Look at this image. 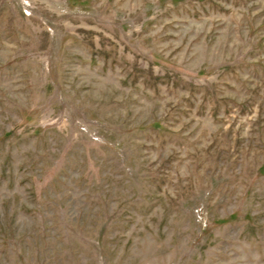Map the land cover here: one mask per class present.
<instances>
[{
	"label": "rangeland",
	"instance_id": "374dc122",
	"mask_svg": "<svg viewBox=\"0 0 264 264\" xmlns=\"http://www.w3.org/2000/svg\"><path fill=\"white\" fill-rule=\"evenodd\" d=\"M0 264H264V0H0Z\"/></svg>",
	"mask_w": 264,
	"mask_h": 264
}]
</instances>
